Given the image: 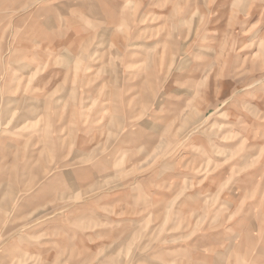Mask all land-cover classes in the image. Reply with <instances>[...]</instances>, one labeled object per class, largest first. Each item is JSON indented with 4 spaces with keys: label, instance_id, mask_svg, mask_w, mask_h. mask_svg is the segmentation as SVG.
Here are the masks:
<instances>
[{
    "label": "rangeland",
    "instance_id": "rangeland-1",
    "mask_svg": "<svg viewBox=\"0 0 264 264\" xmlns=\"http://www.w3.org/2000/svg\"><path fill=\"white\" fill-rule=\"evenodd\" d=\"M0 264H264V0H0Z\"/></svg>",
    "mask_w": 264,
    "mask_h": 264
}]
</instances>
